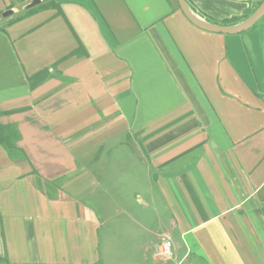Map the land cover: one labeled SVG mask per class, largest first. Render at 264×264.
Segmentation results:
<instances>
[{
  "label": "crops",
  "instance_id": "crops-1",
  "mask_svg": "<svg viewBox=\"0 0 264 264\" xmlns=\"http://www.w3.org/2000/svg\"><path fill=\"white\" fill-rule=\"evenodd\" d=\"M31 1L0 0V264H151L162 233L193 264H264V16ZM262 1L186 0L218 24Z\"/></svg>",
  "mask_w": 264,
  "mask_h": 264
},
{
  "label": "water",
  "instance_id": "water-1",
  "mask_svg": "<svg viewBox=\"0 0 264 264\" xmlns=\"http://www.w3.org/2000/svg\"><path fill=\"white\" fill-rule=\"evenodd\" d=\"M38 3H40V0H32L29 7ZM177 3L183 14L191 23L203 30L216 33L236 34L244 32L252 28L254 24L264 16V0L246 18L234 24H218L209 22L193 12L186 0H177ZM11 12V10H8L3 13V16L9 15Z\"/></svg>",
  "mask_w": 264,
  "mask_h": 264
},
{
  "label": "built area",
  "instance_id": "built-area-1",
  "mask_svg": "<svg viewBox=\"0 0 264 264\" xmlns=\"http://www.w3.org/2000/svg\"><path fill=\"white\" fill-rule=\"evenodd\" d=\"M151 264H193L187 250L182 256H177L171 237L162 233L154 248L153 262Z\"/></svg>",
  "mask_w": 264,
  "mask_h": 264
},
{
  "label": "trees",
  "instance_id": "trees-1",
  "mask_svg": "<svg viewBox=\"0 0 264 264\" xmlns=\"http://www.w3.org/2000/svg\"><path fill=\"white\" fill-rule=\"evenodd\" d=\"M254 26H255V24H254ZM43 74H44V71L34 75L33 78L35 79V83L44 79ZM35 83H33V85ZM0 114H2V113L0 112ZM18 139H19V133H18V131L14 125H2V124H0V144L1 145H3L7 149L15 148L16 142Z\"/></svg>",
  "mask_w": 264,
  "mask_h": 264
},
{
  "label": "rangeland",
  "instance_id": "rangeland-1",
  "mask_svg": "<svg viewBox=\"0 0 264 264\" xmlns=\"http://www.w3.org/2000/svg\"><path fill=\"white\" fill-rule=\"evenodd\" d=\"M257 22H258V21H257ZM257 22H256V23H257ZM255 25H256V24H255ZM101 232H102V231H101ZM151 241H152V240H151ZM147 242L150 243V241H147ZM148 253H149V252L146 250V251H145V254H148ZM145 262H146V261H145ZM145 262H144V263H145Z\"/></svg>",
  "mask_w": 264,
  "mask_h": 264
}]
</instances>
